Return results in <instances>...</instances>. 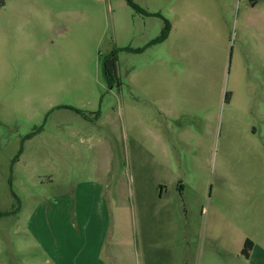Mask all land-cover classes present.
Wrapping results in <instances>:
<instances>
[{"label":"rangeland","instance_id":"374dc122","mask_svg":"<svg viewBox=\"0 0 264 264\" xmlns=\"http://www.w3.org/2000/svg\"><path fill=\"white\" fill-rule=\"evenodd\" d=\"M131 1L4 0L0 264H44L29 218L95 178L145 264L264 247V0Z\"/></svg>","mask_w":264,"mask_h":264},{"label":"crops","instance_id":"0c3cea01","mask_svg":"<svg viewBox=\"0 0 264 264\" xmlns=\"http://www.w3.org/2000/svg\"><path fill=\"white\" fill-rule=\"evenodd\" d=\"M107 187L100 178L79 182L72 199L68 194L61 196L43 214L29 218L27 227L43 250L44 264H130V253L145 264V254L128 231V218L124 216L128 209L121 205V214L115 220L113 203L104 191ZM164 190L163 185L157 188L160 200ZM73 205L77 214L71 217ZM251 241L253 248L245 259L250 264H264V247Z\"/></svg>","mask_w":264,"mask_h":264},{"label":"trees","instance_id":"16d2710c","mask_svg":"<svg viewBox=\"0 0 264 264\" xmlns=\"http://www.w3.org/2000/svg\"><path fill=\"white\" fill-rule=\"evenodd\" d=\"M128 1L130 2V4L132 5L134 9L139 10L138 7L131 0H128ZM4 6H5L4 0H0V8H3ZM170 29H171L170 24L167 22L165 28L162 31L161 36L157 39V41L154 42V44L165 41L168 38ZM104 74L109 81L115 78L117 74V56L115 55V53H112L104 61ZM252 248H253V242L250 239H247L244 243L242 255L245 258H249V254Z\"/></svg>","mask_w":264,"mask_h":264}]
</instances>
